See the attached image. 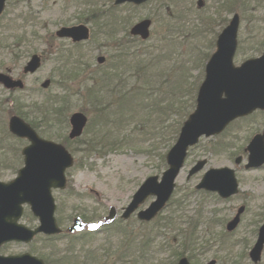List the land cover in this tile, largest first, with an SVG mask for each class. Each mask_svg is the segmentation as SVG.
I'll list each match as a JSON object with an SVG mask.
<instances>
[{
	"label": "rangeland",
	"instance_id": "374dc122",
	"mask_svg": "<svg viewBox=\"0 0 264 264\" xmlns=\"http://www.w3.org/2000/svg\"><path fill=\"white\" fill-rule=\"evenodd\" d=\"M204 1L199 7L198 0H149L140 6L132 3L116 6L114 0H7L4 13L0 15V71L21 78L26 87L10 94L1 86L0 99L8 107L10 102H14L9 99L11 97L25 99L22 101L27 105L24 111L27 114L22 118L33 126L38 124L41 136L63 144L74 156V164L66 171L67 188L53 190L57 206L55 217L64 230L62 234H39L29 244L12 242L4 254L28 252L43 258L47 264L152 262L142 256L137 238L129 239L128 235L103 230L105 223L109 222L110 208L117 209L116 223L126 225L128 233L133 228L139 234L142 225L136 213L125 220L121 218L123 209L147 177L158 175L161 178L168 168L166 154L175 144L183 122L196 107L198 89L205 78V66L217 48L210 41L223 31L235 13L240 14L241 20L234 64L238 66L257 56L264 47V0ZM94 9L97 10L93 14ZM111 12L124 27L130 28L148 17L153 19V25L152 35L147 41L136 39L126 42L125 48L131 46V65L126 70L127 75L123 76L127 80L126 86L116 89L111 105L114 107L109 113L102 112L104 125H100L95 118L99 117L98 112L92 110L84 98L88 96V92L85 93L87 86L101 81L106 76L105 72L114 69L110 63L114 60L113 54L118 52L114 48L117 42L105 38V21L94 18L95 14L106 16L112 15ZM111 19L106 18L108 21ZM79 24L91 29L89 40L74 43L55 34L63 26ZM100 28L102 33H99ZM125 32L121 27L118 37ZM35 53L42 56V67L36 73L26 75L23 67ZM99 55L107 59L102 64L97 61ZM144 60L150 64H141L140 61ZM78 67H81L80 72L72 77L69 70H78ZM59 70L61 74H58ZM46 79L51 83L44 88L42 82ZM134 92L138 93V100L122 107L117 99L122 98L123 93L133 95ZM91 96L94 95L91 93ZM49 97L54 101H46ZM64 97L75 105L68 114L69 118L79 112L90 121L78 138H69L71 126L63 128L55 119L50 128L43 111L37 114L33 111L36 106L51 109L53 105L64 104ZM170 102L174 103V110L168 111L171 108L168 106L169 115L167 112L159 114V108ZM12 115L8 113L0 120L2 130H8ZM256 118L230 124L221 134L202 137L196 146L191 147L176 180V194L159 215V223L158 218L155 219L163 228L157 241L167 238L174 241L177 237L173 244L181 245L179 232L175 233L173 226L165 228L161 225L164 217L179 209L176 210L180 211L176 219L186 223L181 224L186 228V255L194 264H205L211 259H216V264H252L248 252L257 237L252 234V219L258 220L264 210V166L245 168L246 147L255 133ZM48 130L53 134L50 135ZM0 132V180L8 182L24 166L22 149L29 142L9 138L5 132ZM3 133L5 136H1ZM238 155L244 157L239 165L234 162ZM201 159H207L206 166L188 179L189 169ZM224 166L235 168L241 189L239 194L221 200L195 189L206 170ZM153 200L154 197H149L140 209L148 207ZM178 201L182 204L179 208ZM241 205L247 206L241 224L232 234H224L226 223ZM76 217L84 223L85 229L80 234L86 235L85 231L96 229L97 232L88 240L80 234L72 237L67 233ZM155 220L151 221L149 228L156 225ZM20 222L30 228L39 225L38 217L28 204ZM190 222L194 224L193 229H190ZM178 225L180 223L175 226ZM189 241L192 244L196 242V246L190 247ZM164 243V250L155 254L158 259L153 263L159 264L160 259L176 263L172 247ZM260 264H264V252Z\"/></svg>",
	"mask_w": 264,
	"mask_h": 264
},
{
	"label": "water",
	"instance_id": "95a60500",
	"mask_svg": "<svg viewBox=\"0 0 264 264\" xmlns=\"http://www.w3.org/2000/svg\"><path fill=\"white\" fill-rule=\"evenodd\" d=\"M142 4L147 0H115V4L125 2ZM203 0H199L202 6ZM6 0H0V15L5 9ZM151 19H144L131 28V33L143 39L150 36ZM240 16L235 14L229 25L222 31L217 42V50L206 66V78L201 85L197 98L196 109L185 120L179 137L167 153L168 168L161 179L158 175L148 177L135 192L130 204L125 208L123 218H129L149 196L156 199L146 209L138 212L141 220L150 221L167 205L176 187V178L184 166L190 146L195 145L202 135L211 136L221 132L236 117L249 114L254 109L264 108V54L256 59L245 61L235 66L234 56L238 45ZM59 37H71L75 41L88 39L90 29L84 25L62 27L57 31ZM100 63L105 57L98 58ZM40 55L33 54L24 67L25 73H34L41 66ZM0 83L7 88L24 87L21 79L0 71ZM50 80L42 83L48 87ZM87 117L75 113L71 117L73 125L71 137L81 135ZM9 130L27 138L30 144L22 150L25 165L19 170L18 176L8 182L0 180V249L11 241L28 243L38 233L49 235L62 232L56 217V202L52 190L65 188L67 184L66 169L74 163L73 156L60 143L42 138L37 131L23 118L13 115L9 120ZM260 136H256L248 149L250 151L247 167L259 166L264 163V148ZM260 141V142H259ZM241 157L237 158L239 163ZM206 160L199 161L189 176L201 170ZM239 184L235 170L230 167L211 168L207 171L197 188L217 191L224 198L238 193ZM29 204L40 224L30 228L21 223L24 205ZM245 207L239 208L236 216L228 223L227 229L234 230L240 222V215ZM117 211L110 210L109 218H115ZM79 218L69 228L75 231L82 227ZM264 250V225L249 255L254 263L262 260ZM213 259L207 264H215ZM0 264H45L44 260L30 253L19 255H3L0 253ZM177 264H191L188 257H181Z\"/></svg>",
	"mask_w": 264,
	"mask_h": 264
},
{
	"label": "trees",
	"instance_id": "16d2710c",
	"mask_svg": "<svg viewBox=\"0 0 264 264\" xmlns=\"http://www.w3.org/2000/svg\"><path fill=\"white\" fill-rule=\"evenodd\" d=\"M97 9H94L92 11V13L94 14L95 11ZM112 15L110 14H106V16L103 15V13H98L94 15V18L97 19H103L104 22V28H105V38L110 41V40H115L117 42V45L114 46L115 50H118L117 53L113 54L114 60L112 61V63H110V66H112V68L114 69H110L109 72H105L106 76L103 77V79L101 81H97V83H92L91 86H87V88H85V93L88 92V96H85L84 99H86L88 101V105L91 107L92 110H96L99 114V117H95L97 120L98 124H103L102 122V112L105 110V113H109L110 109H112L114 106H111L114 103V96L113 94L116 92V89L121 88L123 89L126 86V78L123 77L126 74V70L127 68H130V62H129V56H130V48L131 46H127L125 48V44H127L126 42H132L135 41L136 39L131 37L129 32H128V27L127 26H122L121 23H118L115 20V16L113 15L114 13L111 12ZM108 17H112V19L110 21L106 20V18ZM97 25V24H96ZM124 28L126 30V32L124 33V35L118 37V34L120 33V28ZM101 28H100V32ZM23 37V36H22ZM20 38V37H19ZM139 40V39H138ZM140 41V40H139ZM141 64H150V63H146V61L144 60V62L140 61ZM133 67V65H132ZM81 70V67H78V70H74V69H70L69 71L72 73V77H76ZM120 70H122L120 72ZM124 70V72H123ZM58 74H61L60 70L58 72ZM54 82L57 83V81L54 80ZM60 83V82H59ZM58 83V84H59ZM1 87V86H0ZM65 87H68L65 85ZM94 88H97V90H94ZM4 91V89H3ZM14 91H10V94H13ZM91 93L94 96H91ZM108 93L110 95H108ZM129 93H123L122 94V98H118L117 100H119V102L121 101V106L124 107L126 106V104H131V101H137L138 99L136 98L138 93H133L128 95ZM94 98V99H92ZM108 98V99H106ZM11 100H13L14 102H10L9 107L7 106V103L0 99V120L2 118H4V115L6 114H19L21 116H26L27 112L25 111V107H27L26 103H25V99L22 98H17V97H11L9 98ZM52 97H49L46 101L52 100ZM25 100V101H22ZM54 101V100H52ZM45 102V101H44ZM64 104L61 105H53L51 109L49 108H45L43 107V109H41L39 106H36L33 110L35 114L42 112L43 111V116L45 117V120L47 121V124H49L50 128L55 124L53 122V120H58V125L63 127V128H67L68 127V114L69 112L72 110V108L75 106L73 104V102H70V100L67 97H64L63 99ZM146 103V102H145ZM155 106L157 107L158 110V104L157 102L155 103ZM171 107L168 111H172L174 110L172 107L174 106L173 102H170L167 106L162 107V109L159 108V114H162L163 112H167V108ZM168 113V112H167ZM50 114V115H49ZM166 115H169L166 114ZM98 116V115H97ZM168 117V116H167ZM162 118V117H161ZM1 125V124H0ZM34 127L38 130L41 129V127L37 124L34 125ZM1 129V128H0ZM0 131L5 132L8 137L10 138H14L8 130H6L5 128H3V130L1 129ZM50 135L53 134V132L51 130L47 131ZM179 132V129L177 130V133ZM2 133V132H0ZM1 136H5V134H1ZM49 136V135H48ZM7 137V138H8ZM1 139V137H0ZM20 150V148H19ZM181 201H178V208L182 205L180 203ZM176 210L179 209H174L172 210L169 215L167 217H164L161 221V225L162 227L164 226L165 228H170L171 226H173L174 228V232L177 233L179 232V236H181L180 238V242L182 240V244L181 245H177L175 246L173 243L176 241V238L174 241H170L169 238H167L166 240H162L160 242H158V238L159 235L161 236L162 232H163V228L159 227L157 225V223H159V218L156 219L158 220V222L156 223V220L154 221L156 223V225L153 228H149V224L151 222H139L140 225H142L139 229V234L137 231H135L133 228L130 229L129 233L128 231V227L126 225H122V223H116V222H110V223H106L104 225L105 228H103V230L107 229V231H109L112 234H123V235H128L129 239H134L137 238L138 244L139 245V249L140 252L142 254V256L144 258H147L148 260H152V262L150 264H154L153 261L155 259H158V256L155 255L158 252L161 253V251L164 250L163 248V242H166L164 244H166L167 246L170 244V247H172L173 249V256H175L176 258L181 257L182 255L185 254L186 252V228H183L181 224H185L186 223L180 222L179 220H177L176 218H178V214L179 212H176ZM182 212V211H181ZM178 213V214H177ZM177 215V216H176ZM181 215V214H180ZM84 220H87L85 217H83ZM178 223H180V225H177ZM117 225V226H115ZM191 228H194V224L192 222H190ZM176 228H175V227ZM182 228V229H181ZM102 230V231H103ZM87 232L86 235L80 234L81 237H84L88 240L89 237H91L93 234H95L94 231H85ZM141 232H143L141 234ZM165 232V231H164ZM166 233V232H165ZM83 235V236H82ZM76 235H72V237H74ZM140 236V237H139ZM178 236V237H179ZM154 245V246H153ZM195 246V244H193ZM8 245H5L3 247V250L6 251ZM246 256V253H245ZM160 263L159 264H171L168 263L167 261L160 259ZM237 263V262H236ZM157 264V263H156ZM173 264V263H172Z\"/></svg>",
	"mask_w": 264,
	"mask_h": 264
},
{
	"label": "flooded vegetation",
	"instance_id": "af4514ba",
	"mask_svg": "<svg viewBox=\"0 0 264 264\" xmlns=\"http://www.w3.org/2000/svg\"><path fill=\"white\" fill-rule=\"evenodd\" d=\"M218 37L219 35H215V38L214 40H211L210 43L211 45L213 46H216L217 45V40H218ZM259 51V50H258ZM264 53V47L262 49V52L259 53L257 56H252L251 58H257L259 56H261L262 54ZM258 117V118H256ZM249 118H252V120H254L256 118V122L254 123V126L256 127L255 128V133L253 136L255 135H260V134H263L264 133V109H261V108H258L256 110H254L252 113H250L249 115L245 116V117H242V118H239V119H236L232 124L238 122V121H244L245 119H249ZM242 119V120H241ZM261 145L262 147L264 148V140L263 142H261ZM215 195L218 199H223L222 197H220L216 192L213 194ZM232 198V197H230ZM229 199V198H227ZM226 200V199H224ZM246 206V205H245ZM247 211V206H246V209L245 211L243 212L242 216L245 214V212ZM241 221H242V218H241ZM252 234L253 236L255 235H258V232H259V229L260 227L264 224V210L262 211V213L260 214V218L258 220H255V219H252ZM241 224V223H240ZM254 224V225H253ZM257 238V237H256Z\"/></svg>",
	"mask_w": 264,
	"mask_h": 264
},
{
	"label": "snow or ice",
	"instance_id": "6c2138e0",
	"mask_svg": "<svg viewBox=\"0 0 264 264\" xmlns=\"http://www.w3.org/2000/svg\"><path fill=\"white\" fill-rule=\"evenodd\" d=\"M93 227H96L95 225H93Z\"/></svg>",
	"mask_w": 264,
	"mask_h": 264
}]
</instances>
